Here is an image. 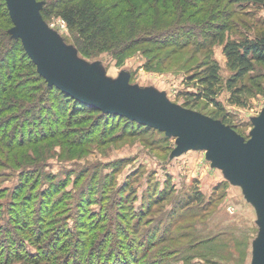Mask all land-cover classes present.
Segmentation results:
<instances>
[{
    "label": "rangeland",
    "instance_id": "374dc122",
    "mask_svg": "<svg viewBox=\"0 0 264 264\" xmlns=\"http://www.w3.org/2000/svg\"><path fill=\"white\" fill-rule=\"evenodd\" d=\"M203 1L202 18L186 24L194 26L193 34L196 29L203 34L197 32L183 50L164 60L170 50L160 58V54L152 58L145 47L122 57L105 51L84 55L74 43L73 32L61 19L54 14L42 18L40 9L45 5L49 11L53 0H36L51 39L102 80L151 92L219 120L248 140L254 121L264 110V65L257 64L238 83V87H244L238 96L242 102H236L227 87L233 72L222 53V43H210L208 35L212 27L227 23V36H259L264 33V11L251 3ZM197 5L203 7L202 3ZM204 39H208L205 45L197 47L195 41ZM212 63L217 66L215 101L221 106V113L205 98L198 82ZM200 93L202 97L196 98ZM78 135L80 132L71 139L80 140L84 147L54 144L39 163L43 177L33 191L34 195L38 193L37 202L29 204L31 221L35 223L40 213L38 203L43 192L47 195L41 212L46 214L47 209L53 217L42 221V232L36 235L29 236L27 226L17 223L10 212L19 211L17 201L22 197L17 200L16 193L23 185V174L30 175L34 166L27 165L24 170L0 166V241L8 227L15 247L11 255L25 259L11 264H28L27 259L36 264H105V252L101 257L94 254L91 261L86 255L74 258V243L86 239L88 257L97 237L104 238L105 244L128 241L132 245L133 250L116 264H254L255 248L264 238L262 212L244 185L230 176L227 165L217 163L205 149H177V138L122 119L101 116L91 136L77 138ZM30 184L25 192L30 190ZM60 201L69 206L58 207ZM109 216L111 222L105 220ZM53 235L56 237L51 239ZM51 242L50 251H54L46 254ZM126 258L132 260L125 263ZM0 264L8 263L2 260Z\"/></svg>",
    "mask_w": 264,
    "mask_h": 264
},
{
    "label": "trees",
    "instance_id": "16d2710c",
    "mask_svg": "<svg viewBox=\"0 0 264 264\" xmlns=\"http://www.w3.org/2000/svg\"><path fill=\"white\" fill-rule=\"evenodd\" d=\"M230 1L236 4L251 3L264 11V0ZM200 3L203 7L197 5ZM49 6L51 7L49 11L45 9V5L40 9L42 18L54 14L61 19L73 32L74 43L84 55L92 56L93 52L105 51L113 56L122 57L135 49L145 47L146 54L152 58L157 57L158 54L160 58L163 52L170 50L162 58L168 60L171 55H176L183 50L189 43L190 37H194L198 34L197 32L203 34V31L199 29H196V33L193 34L194 26L186 25L196 18H202V13L205 12L203 0H53ZM208 14L209 10L206 12V15ZM203 19L204 25L205 17ZM12 27L5 0H0V166L5 169L23 168L22 170L27 165L34 166V171L29 172L30 175L23 174L25 176L23 185L16 193L17 200L22 197L21 201H17L19 211L16 209L10 211L14 213L17 223L23 227L27 226L30 236L41 233L42 221L46 222V218L53 217H50L47 209L46 214L41 212L45 205L43 200L46 193L43 192L40 195L38 203L40 213L36 216L35 223L31 221L29 204L30 201L37 202L38 193L34 195L33 191L37 189L36 186L43 177L39 163L51 151L54 144L62 146L69 144L73 148L84 147V143L71 139L72 136L76 132H80L77 138H82L84 135L91 136L96 131L101 116L122 119L144 129L159 130L127 117L104 113L89 107L50 86L38 73L20 39L12 36ZM212 30L208 35L212 40L210 43L214 41L222 43V53L229 69L233 72L227 87L234 100L240 102L238 96L243 92L244 86L238 87V83L246 75L251 74L257 64L264 65V33L254 38L244 36L236 39L226 35V32L230 30L227 23L216 25L212 27ZM207 40L195 41L196 46L203 47ZM218 81L217 66L214 63L208 65L203 76L198 79L204 88L205 98L209 99L221 113L222 108L215 101ZM201 97L202 93L196 95L198 99ZM189 104L187 101L186 105ZM30 182L28 188L30 190L25 192ZM62 205L66 206L68 203L61 201L57 203L58 207ZM54 207L55 204L51 209L52 213L55 210ZM52 213L50 212L51 215ZM105 220L112 221L110 216ZM5 231L4 239L0 241V261L3 260L8 264L16 260L25 261L23 257L11 255L15 253L14 242L10 236L13 233L8 227ZM21 231L24 233L25 228ZM69 235L71 238L76 237ZM55 237L53 235L51 239ZM85 240L81 242L76 240L77 243H74V258L77 255L82 257L86 255L87 261H91L94 254L100 256L105 252V264H116L117 260L121 261L125 258L127 251L133 250L128 241L124 243L111 241L105 244L104 238L97 237L87 257L85 251L88 245ZM50 245L52 246L53 243H48L46 254L54 251V249L50 251ZM127 260L130 262L132 259L126 258L125 263ZM41 261L43 260L40 259L38 262L41 263ZM26 263L36 264V261L27 259Z\"/></svg>",
    "mask_w": 264,
    "mask_h": 264
},
{
    "label": "water",
    "instance_id": "95a60500",
    "mask_svg": "<svg viewBox=\"0 0 264 264\" xmlns=\"http://www.w3.org/2000/svg\"><path fill=\"white\" fill-rule=\"evenodd\" d=\"M13 24L11 34L46 82L73 99L127 117L178 139L177 149L197 146L240 181L262 212L264 229V110L245 140L232 128L198 112L173 104L147 91L111 85L80 64L49 36L36 0H5ZM254 264H264V238L256 246Z\"/></svg>",
    "mask_w": 264,
    "mask_h": 264
}]
</instances>
